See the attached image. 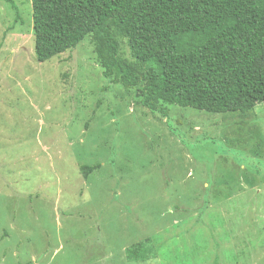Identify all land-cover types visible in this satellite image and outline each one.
<instances>
[{"label":"rangeland","instance_id":"1","mask_svg":"<svg viewBox=\"0 0 264 264\" xmlns=\"http://www.w3.org/2000/svg\"><path fill=\"white\" fill-rule=\"evenodd\" d=\"M31 13L0 0V264H264V101L150 110L90 35L38 62Z\"/></svg>","mask_w":264,"mask_h":264},{"label":"trees","instance_id":"2","mask_svg":"<svg viewBox=\"0 0 264 264\" xmlns=\"http://www.w3.org/2000/svg\"><path fill=\"white\" fill-rule=\"evenodd\" d=\"M12 3V0H6ZM38 62L90 35L103 76L158 100L210 113L251 111L264 101V0H30ZM125 39L131 60L120 54ZM98 166L83 165L85 176ZM128 260L156 253L150 239Z\"/></svg>","mask_w":264,"mask_h":264}]
</instances>
